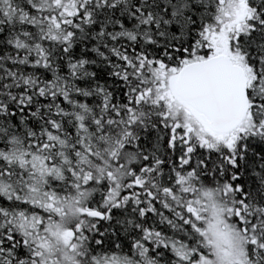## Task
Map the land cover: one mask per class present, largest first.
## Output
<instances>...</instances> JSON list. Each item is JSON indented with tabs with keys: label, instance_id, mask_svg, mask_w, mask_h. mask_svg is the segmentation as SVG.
<instances>
[{
	"label": "snow or ice",
	"instance_id": "6c2138e0",
	"mask_svg": "<svg viewBox=\"0 0 264 264\" xmlns=\"http://www.w3.org/2000/svg\"><path fill=\"white\" fill-rule=\"evenodd\" d=\"M0 264H264V0H0Z\"/></svg>",
	"mask_w": 264,
	"mask_h": 264
}]
</instances>
